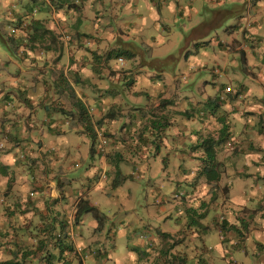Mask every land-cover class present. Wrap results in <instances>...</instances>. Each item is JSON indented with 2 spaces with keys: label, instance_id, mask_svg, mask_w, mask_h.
<instances>
[{
  "label": "crops",
  "instance_id": "obj_1",
  "mask_svg": "<svg viewBox=\"0 0 264 264\" xmlns=\"http://www.w3.org/2000/svg\"><path fill=\"white\" fill-rule=\"evenodd\" d=\"M96 1L99 0H0V14H2L0 17L4 18V24L6 20L8 22L13 21L10 28H14L13 30L16 31L15 38L8 40V42L11 45L14 44L16 49L13 53L19 56L16 59L9 57L13 63V68L5 62L4 68L6 69L0 77V143L4 145L3 148H0V206L4 205L7 209L23 207L27 209L25 212H28V214L26 215L30 213L34 217L36 213H41L43 220L50 218L49 208L63 209L66 212L64 218L67 221L65 223H68L67 235H65L67 241L72 243L74 248L73 251H66L70 264H172V255L181 256V254L177 251L179 247L170 244L168 241L176 236L175 232L177 230L181 229L184 230L182 237L189 234L184 241L182 256L185 255L187 259L188 257L193 259L192 262L187 260L186 264L193 262H196V264H264V138L260 136L255 138V135L259 132L256 120L251 121L249 129L258 128L257 133L253 132V137L255 142L262 146L263 150L259 148V151L250 154V158L245 157L247 161L241 158L240 168L238 164L236 165V168H238V171H235L237 176L229 180V184L232 183V186L228 185L227 190H229L231 198L227 202L215 201L211 205L210 200L214 194L211 190L205 197L204 195H198V193L189 195L193 197L194 203L190 206L193 208V214L195 213L194 218H181L182 216L179 220L168 216L164 218L161 215L163 210L161 206L158 207L157 211L147 208L143 213L144 215L139 214L137 216L136 206H132L134 197L129 183L131 181L128 178L119 187L115 188L119 197L122 198V204L115 205L113 208L111 206L103 208L96 206L97 202L89 193L97 187L98 182L103 178L110 176L112 182L115 178L116 162H113L115 157L111 156V152H120L119 159L121 161L119 166L121 172L123 175H129L131 167L129 161L137 160L138 157L129 152L127 148L129 147L127 144L133 139L127 136L126 131L127 128H141L146 122L137 117L132 118L130 126H124L127 122L124 117L119 119L106 118L107 113L111 111L112 104L117 101L111 98L110 108L102 102L101 105H97L98 107L94 111L96 113L93 114L89 107L94 103V95L88 94L86 90L80 92L74 85V82L78 80L79 55L75 53L72 57L71 50L68 52L69 66L65 55V48L79 47V50L83 51L87 47L81 40L69 43L59 42L60 47H57V45H51L49 40V43L48 41H41L43 35L40 33L44 28L49 30L53 28L51 25L46 24V21H50V18L52 21L62 22L64 25L65 22H68L69 25V22L75 20L74 31L79 35L83 32L86 33L89 31L90 26L84 28L81 23H85V20L95 15L96 6L94 3ZM204 1L120 0L116 3V7L122 9L124 15L134 16V19L125 23L119 22V28L112 27V24L108 26L107 36L119 40L114 44L109 42L108 50L122 48L129 52L131 58L136 59L142 53L143 57L144 50L134 41H139L141 46H149V42H159L162 39L161 37L164 36V31H169V25L172 24L159 15L153 16L152 11L162 16L163 14H170L171 18L175 20L173 23H176L178 12L185 10L186 13H190L187 18L194 25L191 28H195V32H199L200 27L197 26L202 24L199 16V4ZM129 2L130 6H127ZM245 2L244 9L247 11L249 20L246 27L242 22L238 23V28H243L241 34L234 36L232 31H228L231 33L233 40L230 45L228 44L227 52L229 53H225L224 58L226 62L227 55H231L226 63H240L243 59L246 63L247 71L237 68L232 72V76L239 81L240 79L236 77L237 74H250L251 78H248L250 82L241 83L239 89L238 97L243 98L249 95L250 85L254 80L255 84L261 85L264 93V0H246ZM51 8L54 10L50 16ZM141 10L143 11L141 12ZM148 15L149 19H147ZM252 15H255L254 19H252ZM152 21L161 22L162 31L157 29L159 35L155 36L148 26ZM6 28L8 29V25ZM17 38H19V41ZM54 42L56 43V41ZM222 43L224 41H220L219 45ZM105 46L103 39L101 44L97 45V51ZM55 50H62L63 56L59 61L53 62L52 67L48 62L52 61L51 58L56 52ZM108 50L106 53H98L97 55L103 56L101 57L103 59ZM93 52H96V50ZM240 53L243 58L240 57ZM219 59L220 53L216 54L212 61L220 64ZM176 60L178 58H175L174 61ZM158 61L164 62L161 59H158ZM142 62L144 66H137L135 73L142 72L145 69L147 71V67H153L145 65L149 61L145 60L144 57ZM40 63L43 64L40 65ZM159 69L164 73L163 67ZM190 69L192 75H198L192 66H190ZM37 70L41 73L40 76L36 75ZM124 74L121 77L111 73L110 78L121 82L122 78L127 77L129 73ZM212 74L214 75L213 79L206 81V84L213 85L217 79L229 77V74L223 73L221 68H215V70H212ZM62 79H67L70 83L65 84ZM195 81L196 78L193 87H190L189 90V92H194L193 95H196ZM213 86L214 89L209 94L196 97L206 99L214 96L218 90L223 92L225 88L223 86ZM253 88V94L257 95L259 90L256 87ZM168 90L166 97L163 96L162 92L156 96L166 98L164 101H167L165 103L168 105V111H184L189 108L188 106L181 107L182 100H187L186 102L191 103L192 108L197 109L195 106L197 101H192L189 93L185 98H179L176 92L169 93ZM67 91H71L72 98L69 97ZM205 91L207 90L203 86L202 93H206ZM134 94L136 97L139 95L135 91ZM153 97L154 95L151 96V100H153ZM9 98L14 100L12 108H8L4 104V102L11 104L8 102ZM80 101L87 105L91 120L93 118L95 121L102 120L101 126H95L97 137L100 135V128L103 126V132L109 139L111 148H108V151L105 149L104 154L100 155L99 163L103 172L99 179L96 178L87 185L85 183L74 187L73 179L71 180L69 177L75 161L68 158L70 149L73 146H64L65 143L70 141L67 138L66 141L63 139V142H61V137L57 134H61L64 127L75 129L79 133L80 130H83L82 125L84 126L85 123L81 121L80 117L78 105ZM262 103H264V100ZM260 104L261 102L251 104V108L256 113L264 112L263 105ZM181 117L179 115L172 116L173 121H176V123H172L163 132L161 139L164 144L188 146V144L196 142L202 134L210 130L208 123L199 122L195 118L181 119ZM78 120L79 125L77 124ZM181 120L192 122L188 123L189 129L174 131L178 126H181L178 125ZM260 124L264 127V123L260 122ZM116 128H118V131H115ZM82 133L85 134L84 131ZM120 136L124 140H120ZM241 138H243V135ZM162 145L161 150L155 153L162 160L167 156L168 160L166 159L165 168L169 170L170 167H173L175 170L170 172L174 175L184 174L182 181L186 178L191 179V176L200 169V158H192L189 154L180 153L181 150L176 151V147L174 150H170L174 145L172 147L168 146L166 149ZM147 147L149 148V146ZM50 153H55V156L52 157ZM97 153L99 152L97 151ZM48 157L56 159L57 164L60 166L61 173L58 178L51 174L53 167H47L44 171H40V167H43V164L48 161ZM169 162L172 163L171 166L168 165ZM26 163L30 165L26 166ZM34 163L35 165H33ZM196 165V168L188 169ZM63 166L65 169H63ZM243 169L247 170L244 171ZM63 171L65 173H62ZM231 171L229 174H231ZM55 172L53 169L52 173L55 174ZM255 186L263 192L258 193L256 196H246V199L239 195L241 191H249ZM94 196L98 198L97 193ZM82 198L88 199L91 205L97 207L104 216L102 228L98 229L99 222L93 213L84 214L78 223H74L73 215H75L77 203ZM155 200L157 202L160 199L156 198ZM52 202H55L56 206H52ZM169 210L170 212L176 211L171 207H168ZM146 212H148L147 216ZM208 213L209 216H207ZM214 213L216 216H214ZM198 214L202 219L197 218ZM189 220L190 222H188ZM207 230H211V232L209 233ZM189 237H191L190 242L188 241ZM17 241L20 240L17 239ZM206 246H209V250L204 252L202 249ZM216 250L217 255L215 254ZM221 258H227V260L221 261Z\"/></svg>",
  "mask_w": 264,
  "mask_h": 264
},
{
  "label": "rangeland",
  "instance_id": "obj_2",
  "mask_svg": "<svg viewBox=\"0 0 264 264\" xmlns=\"http://www.w3.org/2000/svg\"><path fill=\"white\" fill-rule=\"evenodd\" d=\"M119 1L120 0H99L94 3L96 6L95 15L90 16L89 19L85 20V23H81V26L84 28L90 26L88 28L89 31L86 32L88 34L83 32V34L79 35L76 31H74L75 29L73 27L76 24L75 20L69 22V25L67 24L68 22H65L64 25L62 22L52 21L50 18V21L47 20L46 24L51 25L53 28L50 30L44 28L41 30L42 32L40 31L43 35V40L41 41L47 42L49 40L51 45H57V47H60L59 42L69 43L79 42L81 40V42L85 44L87 49H84L83 51H80L79 47H71L70 49L65 48V55L67 57L66 62L68 66L70 65L68 52L71 50L72 57H74L73 55L75 53L79 55L78 80L74 82V85L80 92H84L86 90L88 94L94 95V103H92L89 107L93 114L96 113L94 111H96L98 107L97 105H101L102 102H104L106 106L110 108V98L116 99L117 101L114 102V104H117L118 109H123V114L125 111H129L131 112L132 117L135 116L133 118H141V114H144L142 119L146 122L147 126H150L152 121L159 117V114H162L163 116L168 112V105L164 104V100L166 98H159L156 96H158V93L162 92L163 96L166 97L167 90L169 89V93L176 92L179 98H185L187 93H189L190 99L194 102L197 101L195 104L197 109H195L193 117H195V119L199 122L208 123V126L210 127V130H208L207 133L202 134L204 135L203 138L206 136H214L217 138L219 135V128L222 126L218 118L220 117L225 119L229 125V137L227 138L228 142L226 146L224 144V147L218 151V158L220 157L222 161L225 162V165L222 178L219 182L220 189L214 193V196L211 199L215 198V201H222L224 203L227 202L231 198V195L229 196V190H227L228 185L230 187L232 186V183L229 184V180L233 177L236 178L237 176L235 171H238V168H236V165L238 164V167L240 168L239 165L241 164V158H243L244 161H247L245 160V157L250 158V154L262 149V146H259L255 142V138H258L259 136L264 138V127L260 124V122L264 123V112L256 113L251 108V104L261 102L260 105H263L262 109H264V103H262L264 100V93L262 92L261 85L255 84V80L252 81L250 79L253 83L250 85L251 89L249 95L245 98L238 97L239 94L234 95L232 92L231 94H228L230 92L226 90V88L230 86L232 91L236 90L240 92L239 89L241 83L249 81L248 78H251L250 74L247 73L237 74L236 77L239 78L240 81L232 76V72L237 68L239 70L247 71L246 63L243 61L244 59L240 63H226L231 56L227 55V60L226 62L224 61L226 56L225 53H229L227 52L228 44L230 45L233 40V37L230 35L231 33L228 31H232L234 36L241 34L243 28H238V23L242 22L246 27L249 20L247 11L244 9L246 0H205L200 3L199 16L202 20V24L197 26L200 27L199 32H195V28H191L194 27V25L187 18L190 13H186L187 11L185 12V10H183V12H178L176 23H173L175 20L174 18H171L170 14H163L162 16L161 14L152 11L153 16L159 15L162 19H165L168 23L172 24L169 25V31H164V36L161 37L162 39L159 42H149V46H141L139 41H134L142 50H144L143 57L145 60L149 61L147 64L145 63V65L153 66L151 68L147 67V71L145 69L142 72L136 73L134 71L137 69V66L143 65V53L140 57L134 59L127 54L129 53L128 51L125 52L123 50L125 55H122L121 57L125 60V64L118 62L119 57L108 58L109 52L112 51L108 50V43L111 42L114 44L119 41L118 38L113 39L114 37L107 36L108 26L112 24V27L119 28V22L125 23L134 19V16L124 15L122 9L116 7V3ZM127 6H130V2ZM196 7L198 8V5ZM53 10L54 9L51 8V11L49 12L50 16L52 15ZM142 11L143 10H141V12ZM143 13L146 16L145 12ZM254 16L252 15V19H254ZM147 19H149V15ZM4 22V18L2 19V17H0V23H3L2 25L0 24V70H2L0 72V77L2 72L6 69L4 68L5 62L13 68V63L9 57L13 59L19 57L13 53L16 49L14 44L12 43L11 45L8 42V40L15 38L14 35L16 31L13 30L14 28H10L13 21L8 22L6 20L5 24ZM160 23V21H152L148 25L150 29H152L155 36L159 35L157 29L162 31V25ZM7 25L8 29L6 28ZM17 39L19 41V38ZM103 39L106 46L100 48V51H97V45L101 44ZM54 41H56V43ZM220 41H224V43L219 45ZM41 45H43V43H41ZM116 49L117 48L113 50ZM95 50L96 52H93ZM107 50L108 52L104 55L103 59L101 58L103 56L97 55L98 53H106ZM218 53H220V59L218 60L220 64H216L212 61V58ZM53 56L51 58L52 61L48 62L52 67L54 65L53 62L59 61L61 56H63V51H56ZM240 57L243 58L241 53ZM175 58H178V60L174 61ZM158 59L164 60V62H160ZM41 64L43 63H40V65ZM190 66H192L197 72V76L192 75L193 73ZM161 67L164 68V73L160 71L159 68ZM215 68H221L223 73L229 74V77L219 78L216 80V83L213 84L218 87H225V92L224 90L223 92L218 90L213 98L209 97L206 99H198L197 97H200L202 94H209V92L213 91L212 89H214V86L209 83L206 84V81L213 79L214 75L212 74V70H215ZM111 73L120 75L121 77L125 75L124 73L129 74L127 78H122V81L120 82L118 80L111 79ZM36 75L40 76L41 73L37 70ZM195 78L196 95H193L194 92H189V90L190 87H193ZM74 80L75 78L73 81ZM63 81L65 84L70 83L67 79H64ZM203 86L207 90L205 91L206 93H202ZM253 87H256L257 90H259L257 95L253 94ZM134 91L139 93V95H137L138 97H136L135 94L133 95ZM67 93L69 94V97L72 98L71 91H67ZM217 94L220 95V104L217 100H215ZM152 95H154L153 100H151ZM173 101L175 100L173 99ZM186 101L187 100L181 101V107L188 106L192 108V106H190L191 103L188 104ZM8 102L11 104L5 102L4 104L7 105L8 108H12L14 106L13 98H9ZM215 102L216 105L219 106L214 105L213 103ZM178 112L179 116H182V114H180L182 111L179 110ZM199 114L202 119L198 118ZM88 115L89 114H86V116ZM125 117L128 121V126H130L132 124V118L129 119L127 116ZM181 119L186 118L182 116ZM253 120L258 122L259 129H257L259 132L257 129H249L251 121ZM98 121H95L93 118L92 126L95 127V123ZM187 121L188 122L185 120L179 121L178 125L181 126H178V128L174 131L178 129L180 131L189 129L188 123L192 122L189 120ZM77 124L79 125V120ZM82 127L83 130H80V133L75 129L64 127L63 132L61 134H57V136L61 137V142H63V139L66 141L67 138L68 141H70L69 143H65L64 146H73V148L70 149L68 158L75 161L69 177L71 180L73 179L72 183L74 187L81 186V184L84 185L85 183L87 185L92 180H96V178L99 179V176L103 172L99 163L100 155L104 154L103 151L105 149L108 151V148H111L109 139H107L105 132H103L102 126L100 128V135L95 139V151L97 150L99 153H97V151L92 153L91 146L93 138L91 137V134L85 130V126L82 125ZM116 130L118 131V128H116L115 131ZM143 130V128L133 127L131 129V133L129 134V138L133 140L129 141L130 143L127 144V146H129L127 147L128 150L139 151L136 154L138 157L137 160L129 161L131 165L129 173V180L131 182L129 183L134 197L132 206H136L135 212L137 213V216H139V214H143L147 208L152 211H157L158 207L161 206L163 208L161 215L164 216V218L168 216L169 218H177L179 220L181 216V218L188 219L193 216L195 217V213L193 214L192 212L193 208L190 206L194 203L193 197H190L189 195L198 193V195H204L205 197L207 193L211 191L213 183H206L205 178L198 175V171L196 174L191 176V179L186 178L182 181L184 174L180 176L178 174L174 175L171 173L175 170L173 167H170L169 170H167L165 168L166 163H163L162 158L155 153L157 152V142L155 141L160 140L163 134L161 132H155L153 135H150L148 145L138 148L137 142L141 139L140 137L143 136ZM83 131L85 134L82 133ZM253 132H258V134L255 135V138L253 137ZM134 135L135 137L132 138ZM242 135L243 138H241ZM192 144L193 147L182 144L176 146L173 144L174 147L170 150H174L176 147V151L181 150L180 153L182 152L186 155L189 154L192 158L202 159L204 152L200 149L194 148L196 145L195 142ZM173 145L163 143L162 147L166 149L168 146L172 147ZM147 146H149V148ZM3 147L4 145L0 143V148ZM134 148L136 149L134 150ZM50 154L52 157L55 156V153ZM113 157L115 156L113 155ZM115 159L113 158V162L116 161ZM55 161L56 159H50L48 157V161L43 164V167H40V171H44L47 167H53L51 174L58 178V175L61 173L60 166L57 164L58 162ZM25 165L27 166L30 164L26 163ZM33 165H35V163ZM168 165L171 166L172 163L169 162ZM203 165L204 162L201 160L199 167H203ZM196 167L197 165L188 169ZM53 169L56 171L55 174L52 173ZM63 169H65L64 166ZM243 170L246 171L247 169ZM230 171L231 174H229ZM62 173H65V171ZM111 184L112 179L110 176L103 178L98 182L97 187L89 193V195L97 202L96 206L100 208L111 206L113 208L115 205L122 204V198L119 197L118 191L112 187ZM261 192H263V190L255 186L249 191H241V194L239 195L246 199V196H256ZM96 193L98 198L94 196ZM156 198L160 199L157 201L159 203L156 202ZM52 203V206H56L55 202ZM168 207H171V209H175L176 211L170 212V210L168 211ZM187 209L191 210L187 211ZM26 210L27 209L23 207L19 209H7L4 205L0 206V264L5 261H12L16 264H49L46 258V247L48 246V248L53 249L55 241L51 238L44 249H42L39 247L38 239V232H40V230L42 231V228L46 223V219H42L41 213H36L34 217L31 216L30 213L29 215H26L28 214V212H25ZM37 210L39 209L37 208ZM49 212V221L54 219L67 221L64 218L66 212L63 209L53 207L49 208ZM147 213L148 212H146V216ZM209 215L210 214L208 213L207 216ZM214 216H216L215 213ZM197 218L202 219L199 214L197 215ZM73 220L75 223V215H73ZM188 222H190V220ZM201 222L205 223L203 221ZM207 231L209 233L211 232V230ZM175 233L176 236L172 237L168 242L176 247H179L177 248V251L182 255L185 243L184 241L186 240V236H189V234L182 237L184 233L183 229L177 230ZM17 239L20 241H17ZM202 250H204V252L208 251L209 246L204 247ZM215 254L217 255V250L215 251ZM226 260L227 258H221V261ZM188 261L192 262L193 259L188 257ZM54 264H62V262H56ZM191 264H196V262Z\"/></svg>",
  "mask_w": 264,
  "mask_h": 264
},
{
  "label": "trees",
  "instance_id": "obj_3",
  "mask_svg": "<svg viewBox=\"0 0 264 264\" xmlns=\"http://www.w3.org/2000/svg\"><path fill=\"white\" fill-rule=\"evenodd\" d=\"M122 48L116 49V50H112L109 52L108 54V58H118L121 57L122 55H125L124 51L126 52V50H124ZM129 54V53H127ZM127 78V77H126ZM63 80V79H62ZM231 94L234 93V95H238L240 92L239 91H229ZM217 93V92H216ZM215 93V94H216ZM214 94V95H215ZM211 98H213V96H210ZM210 100V99H209ZM215 100H217V102L220 104L221 103V99H220V95H216ZM167 101H164V104L166 105ZM214 102V101H213ZM79 104V108H80V117H81V121H83L85 123V130L91 134V137L93 138V143L91 146V152L94 153L95 152V139L97 137V133L95 130V127L92 126V120L90 118V115L86 116V114H89L87 107L84 103H82L81 101L78 102ZM214 105H216V102L213 103ZM219 106V105H216ZM123 109L121 108H117V104L115 103L112 108L111 111H109L107 113V115L105 116L106 118L109 119H119L120 117H124L125 120L127 121L126 117L127 116L129 119L133 118L135 116L132 117L131 112L129 111H125V113L123 114L122 112ZM195 111V108H187L184 111L180 112V114H182V116L186 119H191V118H195L193 117V113ZM174 114H178V111L175 112H171L168 111L165 115L162 116V114H159L158 118H155L154 121H152V124L150 126H147L146 123L143 127V136H141L140 140L137 142V146L138 148H140L141 146H146L148 145V140L150 135H153L155 132L158 133H162L165 131V129H167L169 126L176 123V121H173L172 116ZM144 117V114H141V118ZM198 118L202 119V117L198 116ZM220 118V117H219ZM219 122L221 123V127L219 128V135L218 137H214V136H206L203 138L204 135H201V137H199L197 139V141L195 142V149H200L201 151L204 152V156L201 159L204 162L203 167H199L200 169L198 170V175L202 176L205 178L206 183L208 184H212V192L216 193L219 189H220V180L222 178V174H223V170H224V165L225 162L221 160V158H218V151L221 150L222 147H224V144L226 146L228 140L227 138L229 137L228 135V130H229V125L228 123L225 121V119L220 118ZM130 123V122H129ZM99 126H101L102 124V120H99L98 122L95 123ZM128 125V121L124 124V126ZM125 128V127H123ZM146 131H151V132H146ZM127 136L129 137V134L131 133V129L127 128ZM93 133V135H92ZM151 133V134H150ZM135 135L132 137L134 138ZM163 137V136H162ZM161 137V138H162ZM120 140H124L122 136L119 137ZM157 142V147L156 150L159 151L161 150V145L163 143L162 139L155 141ZM230 142V141H229ZM188 146L193 147V144L190 143L188 144ZM145 148V147H144ZM136 148H134L135 150ZM129 152L133 153L134 155H136L139 151H133V150H129ZM119 153L120 152H115L112 151L111 152V156H115L116 161V173H115V178L113 179L112 182V186L114 188L119 187L125 180H127L130 175H123L120 169V159H119ZM110 154V153H109ZM166 159L167 156L164 157L163 162L166 163ZM168 160V159H167ZM214 196V194H213ZM212 196V197H213ZM215 199V198H214ZM214 199H211L210 202L212 201V203H210L211 205H213L214 203ZM76 212L75 214V222L78 223V221L81 219V217L84 214L87 213H93L94 217L98 220L99 222V226L98 229L102 228V220L104 218V216L101 214V212L99 211V209L93 205H91L90 201L88 199H84L82 198L81 200H79V202L77 203L76 206ZM191 209H187V211H190ZM224 221V219L222 220V222ZM68 224V223H67ZM67 224L65 223V221H60L59 219H54L52 221H49L48 218L46 219V223L44 224L42 231L40 230V232H38V239H39V247L44 249V247L46 246V244L49 242V240L51 238L54 239V248L50 249L47 248L46 251V258L48 260L49 264H54L56 262H62V264H70V261L68 260V255L66 254V251H73V244L67 241L66 238V228H67ZM58 231V233H57ZM66 234V235H65ZM189 242L191 241V237L188 240ZM28 252V251H27ZM172 255V259L173 261L171 262L172 264H186L187 262V258L186 256H175ZM1 264H16L13 263L12 261H5L2 262ZM19 264V263H18Z\"/></svg>",
  "mask_w": 264,
  "mask_h": 264
},
{
  "label": "built area",
  "instance_id": "obj_4",
  "mask_svg": "<svg viewBox=\"0 0 264 264\" xmlns=\"http://www.w3.org/2000/svg\"><path fill=\"white\" fill-rule=\"evenodd\" d=\"M118 62L122 63V64H125V60L122 57H119ZM226 90L227 91H232V88L231 87H227Z\"/></svg>",
  "mask_w": 264,
  "mask_h": 264
},
{
  "label": "clouds",
  "instance_id": "obj_5",
  "mask_svg": "<svg viewBox=\"0 0 264 264\" xmlns=\"http://www.w3.org/2000/svg\"><path fill=\"white\" fill-rule=\"evenodd\" d=\"M228 87H230V86H228Z\"/></svg>",
  "mask_w": 264,
  "mask_h": 264
}]
</instances>
